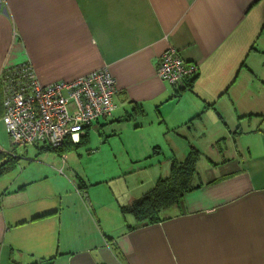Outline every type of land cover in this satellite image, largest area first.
Masks as SVG:
<instances>
[{"label":"crops","instance_id":"0c3cea01","mask_svg":"<svg viewBox=\"0 0 264 264\" xmlns=\"http://www.w3.org/2000/svg\"><path fill=\"white\" fill-rule=\"evenodd\" d=\"M171 45L197 67L184 90L156 73L159 53ZM26 60L40 83L108 68L114 109L89 127L99 148L124 149L130 170L152 166L159 153L166 160L183 158L190 145L201 151L193 138L186 145L184 132L170 133V150L162 145L166 105L175 107L174 127L214 118L211 158L202 176L193 175L198 186L160 211L162 219L138 225L125 217L105 235L99 209L112 208L117 196L114 208L141 197L155 167L127 192H115L111 177L77 175L79 186L68 187L59 175L70 165L66 152L42 142L16 151L1 123L0 87V156L18 159L0 177L18 166V154L30 161L0 190V264H264V0H0V71ZM230 106L241 119L233 125L223 121ZM89 127L79 138L89 141ZM104 182L108 197L95 202L85 183Z\"/></svg>","mask_w":264,"mask_h":264},{"label":"built area","instance_id":"2783aa9c","mask_svg":"<svg viewBox=\"0 0 264 264\" xmlns=\"http://www.w3.org/2000/svg\"><path fill=\"white\" fill-rule=\"evenodd\" d=\"M155 68L159 79L177 88L197 73L172 45L159 53ZM34 69L26 60L0 71L1 123L14 145L42 142L54 147L66 137L75 142L95 119L113 112L116 82L106 66L50 83H40Z\"/></svg>","mask_w":264,"mask_h":264},{"label":"rangeland","instance_id":"374dc122","mask_svg":"<svg viewBox=\"0 0 264 264\" xmlns=\"http://www.w3.org/2000/svg\"><path fill=\"white\" fill-rule=\"evenodd\" d=\"M173 106L174 105H171L170 108L168 107V110H167V105L165 106L166 115H162L166 117L165 122H162L161 125L159 124L160 125L159 127L160 128L163 127L164 129L162 145H164L165 148L166 147L169 148V150L171 149L170 146L172 145L170 144L169 146V144L166 142V139L167 137H169L170 133L177 134L178 135L177 138L180 139L179 137L182 134L181 132H184V134L187 135L186 145H188L187 142H189V140L193 138L192 140H194V142L197 143L201 147L200 148L201 150L200 151L201 152L200 161L196 163L197 164L196 170H197V174L199 176H202L206 172L207 166H208L206 158H211L209 151H207L208 147L210 146L209 131H211L209 130L208 125L212 123V120L214 118L212 116L210 118L208 117V115H200L201 118L198 121L193 117L190 121H188V124L183 125V126L177 125L174 127L172 122L174 121V117H175L173 116L175 107L173 108ZM223 114H224L223 121L230 123V125H233L237 121L241 120L239 119L238 114L234 111V108H232L231 106L227 109V111L223 112ZM155 125L156 124L150 126L149 130L154 131L155 129H153V126ZM172 125H173V128H172ZM201 125H204L203 127H205L204 132H202L201 130V127H202ZM105 126L106 125H104V127ZM155 127L157 129V126ZM211 129L213 130L214 127ZM88 132H89V141H87L85 144H79L77 147L70 148L65 153V155H67L68 157L67 161L70 165L67 168L65 166H62L61 169L63 170L64 173L59 174V175L64 176L63 179L67 182V185H71L68 187L75 189L74 184H76V186H79L80 182L77 181L75 177L77 175L79 176L78 178L82 179V181L84 182H88V181L93 182L92 180L104 181L107 179V177H111V179L114 180L113 189H115V192L118 189H120L121 191L127 192L128 188L131 187L133 184H135L136 181H139L140 179H148L147 177L152 175V172H153L152 168L154 167H155L154 171H156V174L154 175L155 181L157 179L156 176L158 174H161L160 175L161 177H164V174H168L169 169L165 170L164 167H166L167 165H168V168L170 167L169 162H171V159L164 160L163 154L161 153L158 154V161L157 159H155V162L154 164H152V166H148L149 162L147 161L148 162L147 165H143L144 167H141L140 170H137V169L130 170L129 167L128 168L126 167V163L124 162V156H125L123 153L124 149L121 148V151L120 149L118 150L117 148L111 150V144H112L111 142L112 140H114V137L110 136L111 144L107 145V144L102 143L103 144L102 148H99L101 146L100 140L102 139H100V136L96 130V127L90 126L88 128ZM105 133H108V132H105ZM212 134L213 133H211V135ZM98 139H99V142L97 141ZM14 146H16V151L18 152H22L21 149L27 147V146H22L20 144H17ZM29 146H31V144H29L28 147ZM181 147H182L181 144H179L178 148H181ZM20 154H18L19 159H20L18 166L15 169H13L12 173L11 174L7 173L5 176L0 177V190H2V188L4 189L7 186L10 175H14L15 179L17 177L19 179L20 178V175L18 174L19 169L22 166H25L26 164L28 165V163L30 162L29 159H27L25 156H22ZM175 154L178 155L177 150ZM183 158L180 157V160ZM68 177L72 178L71 182L67 180ZM55 179L57 180L58 178L55 177ZM105 182L102 185L92 183L90 187L87 183H85V186L88 187L87 189L88 193H90L91 195L93 194L97 196V200L95 202H99L102 199H105L106 197H108V187H107V184H105ZM82 189L83 188H80L79 190L76 189V190L79 191L80 194L86 195L85 191L84 193L82 192ZM100 197L102 198L101 200H100ZM111 197L113 198V196ZM116 198L119 199V196L114 197V200L112 202L113 204L112 208L109 207L107 209L103 207L99 209L98 217H102V219L104 220L103 223L105 222L106 224L108 223L107 226L106 225L103 226L105 235L112 234L111 230L115 225L114 224L115 220L121 221L125 217L129 221L133 220V216L131 214L124 213V216H123L121 215V212L118 207L114 208V205L116 204V201H117ZM92 217H93L94 222L97 221L98 217L96 215H93ZM91 229L94 230L93 227H91ZM104 237L102 236L101 232H99L98 241L104 244V241H103Z\"/></svg>","mask_w":264,"mask_h":264},{"label":"trees","instance_id":"16d2710c","mask_svg":"<svg viewBox=\"0 0 264 264\" xmlns=\"http://www.w3.org/2000/svg\"><path fill=\"white\" fill-rule=\"evenodd\" d=\"M195 76V75H193ZM192 76L186 77L184 86H180L179 90H184L190 87ZM178 91V90H177ZM86 138H79L77 142H72L68 137L65 138L58 146L51 147L48 144L44 146L51 151L64 153L66 150L77 147L78 144H85ZM200 156L197 147L190 145L187 153L183 159L173 158L169 162V172L164 177L158 176L153 187L148 188L141 197H137L129 202V205L122 204L119 206L122 214H131L136 220V224L142 225L144 223H154L162 219L160 211L166 207L176 204L178 200L187 192H190L198 184L193 183L194 174L196 173V161ZM18 159L8 153H1L0 156V175H4L6 171L10 170L16 165ZM135 224L130 225L133 227Z\"/></svg>","mask_w":264,"mask_h":264}]
</instances>
